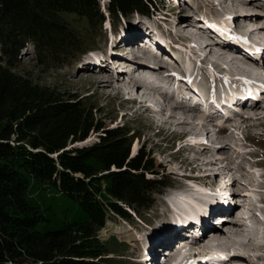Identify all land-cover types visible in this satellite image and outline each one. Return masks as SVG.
I'll list each match as a JSON object with an SVG mask.
<instances>
[{
	"label": "trees",
	"instance_id": "obj_1",
	"mask_svg": "<svg viewBox=\"0 0 264 264\" xmlns=\"http://www.w3.org/2000/svg\"><path fill=\"white\" fill-rule=\"evenodd\" d=\"M146 2L110 0L107 11L113 22L149 15ZM103 22L99 0H0V264H112L99 238L111 214L131 221L124 206L141 216L152 205L144 173L154 163L143 150L131 156V130L105 128L85 100L15 70L30 49L41 68L70 62ZM90 133L98 140L83 144ZM33 182L78 203L87 219L47 230L28 201Z\"/></svg>",
	"mask_w": 264,
	"mask_h": 264
},
{
	"label": "rangeland",
	"instance_id": "obj_2",
	"mask_svg": "<svg viewBox=\"0 0 264 264\" xmlns=\"http://www.w3.org/2000/svg\"><path fill=\"white\" fill-rule=\"evenodd\" d=\"M153 6L156 10H152V17L142 18L133 15L134 17H131L132 21L122 24L123 29L127 32L126 37L128 40L133 41L137 36L143 37L144 33L149 35L148 37H146V35L144 37L149 38L150 40H154V37L157 36L163 43H166L165 40L169 42V46L167 45L165 50H169L168 53H171V55L178 60H176V65H179L180 62L183 63L185 59L188 60V55L190 54L193 56L192 58L189 57L190 61L194 62L193 66L196 64L198 68H204L202 67V64L198 65L196 62L200 58L197 50L192 48L193 45L195 47L198 46V42L191 41L190 45H188L190 39L186 37V32L184 31L185 26L180 24H183L184 22L185 24H187V22H200L205 26L207 31L212 33H210L211 36H214L221 41L222 34L220 33V27L218 24L220 21V14L217 12L213 2L211 0H155ZM109 23H106L102 30L98 29L99 31L96 32L89 29L86 31L87 37L84 39L85 46L93 45V49H102L105 51L104 58L106 59L110 57V49H118L115 37L113 39V36H115V33L112 32L114 27L112 28L111 26L112 31L109 32ZM200 32H204V35L206 36L205 30H201ZM175 34L177 35L175 36ZM107 36L108 41L106 42ZM126 37H123L122 40ZM205 40L209 42L207 36L205 37ZM205 40L204 45L206 46L207 44H205ZM224 41L228 44L235 43L239 45L233 37L223 39L217 46L213 45L209 46V48L207 47V49L205 48V54L207 55L209 53L210 57L213 56L220 61L217 52H223L221 44L224 43ZM173 42L177 43L179 51L177 50L174 52V47L172 45ZM106 43H108V45ZM122 44L123 41L119 43L120 48H122ZM209 45H212V43ZM181 46L185 49L189 47L192 48H190L192 50L190 53L181 51L184 61H182V57L180 56ZM104 47H106L105 50L103 49ZM211 47L214 49H210ZM85 48L86 47L81 48V50ZM96 55L101 56L97 53L91 54L92 57H95ZM84 57H87V55L78 54L76 59H71L70 64L62 63L60 65H51L46 69L41 68L37 64L34 52L30 49L27 52L24 51L22 53L15 70L21 75H30L41 86L53 88L66 96H70V98L85 100L88 106L92 107L94 117L101 120L105 128H115L116 126L124 125L131 130L130 135H133L134 139V142L130 145L131 156L135 155L136 152H140L139 150H143L149 155V159L152 163H154L153 171L145 173V175L147 178L154 180V185H152L151 190L148 191L147 194L152 196L149 199H156L155 207L157 209L152 214L151 212L148 214L152 217L159 212L158 222H148L146 224L143 221L139 222L134 216H132L133 221H127L120 216L111 214L112 217L108 219L106 226L100 231L99 238L101 242L107 245L108 252L111 253L110 257L114 260L112 264H139L142 255L141 247L145 241H149L152 237L157 236L165 235L170 236L172 239H175L178 236V233L175 232L176 225H171L173 223L177 224L178 219L175 217L176 215L171 212V209H176L177 205L178 207H184L186 205L182 202L176 203L178 196L182 197V195H186L187 197H190L195 191H203L205 189V192H214L216 190V192L220 193L222 191L217 197L220 198L223 196V190L218 188L217 185L221 184L224 186V182L229 181L230 179H233V182L228 188L230 191L234 192L233 196L227 199L230 215L226 217L224 221L216 223L215 219L218 217V214L221 213L218 212L210 218V221L214 224V227L222 230V234L224 233L223 236L225 240H228L227 248L233 247V242L229 240L231 238H229V236L227 237V235H229L228 232H235L236 234L239 233L238 239L241 237L238 244L241 245H239L240 251L242 250L244 255L248 254L250 250L256 251L257 247L263 252L264 248L258 246V243L260 242L259 244H264V205L261 204V202H264V192H261L264 191V177L262 175L254 177L253 173L246 172L242 168L240 169V172H235V170H233L228 176H226V178H224L223 175L218 177L211 176V173L206 170H209L210 167H217L218 165L217 162L211 161L212 152L209 153V151L200 148H188L189 146H186V149L184 150H179L186 140L182 142V145L177 143L173 145L178 137L173 135L168 137V135L171 131L175 130L173 125L174 122H168L169 120L161 118L162 124H158L155 115L143 111H139V114H133V108L131 106H125V104L119 100V95L131 87V84L128 83V74L122 72L119 76H116L117 78L114 77L116 79H124V88L126 89L123 88L119 94L115 95V80L110 83L101 79L103 82H99V80H97L99 77H97L96 74H93L96 72H110L108 65H105L106 67L97 66L94 65L95 60L93 63H88L85 61ZM120 57L125 56L121 55ZM220 57L221 59H224L221 55ZM100 59L101 57L98 58V60ZM173 68L176 69L177 66L173 65ZM187 74L197 76L196 72L194 75L190 73ZM98 76L103 77L102 74ZM105 78H108V75L105 74ZM217 81H219V79H217ZM204 83L208 87V80L204 81ZM192 93L195 92L193 91ZM197 94L201 95L203 93L201 90H198ZM257 108L259 111H264V103H260ZM239 118H237L238 122ZM262 121L264 123V119H259L256 122H245L241 127L250 125H257V127L258 125L262 126ZM227 125H231V123H228ZM177 127V129L182 130L180 125L177 124ZM245 130L243 131V134L249 132H245ZM260 132H264V130L257 128L252 133L257 136ZM187 133L189 134V132ZM162 138L168 139L160 144L159 142ZM188 139L190 138L188 137ZM188 139L187 141H189ZM97 140L98 134L90 133L89 137L84 142H86L85 145H90ZM247 142L250 144L249 147L252 152L256 155H251L250 160L245 159L246 162L249 167H262V172L264 173V158L260 156V154H264V139H261V137H259V139L251 137L247 139ZM134 145H136V152L132 153ZM206 153L209 154L205 156ZM203 168L207 169L202 170ZM233 172L235 173L233 174ZM192 178H198L199 180H191ZM220 179H222L221 183ZM191 181L194 182L191 183ZM167 183L171 184L168 188ZM195 187H199L200 190H195ZM249 195L251 196L249 197ZM250 200H253V202ZM28 201L33 206L38 207L41 214L47 220V222L44 223L47 230H60L65 225L83 222L87 219L86 214L78 203L71 200L69 197L60 194L56 189L43 187L41 184L34 182L31 184ZM221 206H223V203L219 202L218 207ZM160 211L162 212L161 216ZM184 218V220H189L186 217ZM233 219H238L240 221V227H232L230 225ZM243 225L248 226V229L244 228ZM195 227L196 228L191 229L193 232L198 228V226ZM200 229H202V227H200ZM192 236L193 233L191 237ZM207 237L210 238L211 236ZM250 237L253 242L257 243V245L246 241ZM203 239L204 236L195 240L196 251L200 249L202 244H205L206 241L209 240L206 238L203 241ZM161 240L162 238L156 242L155 245H158ZM210 254L213 253L209 252V254L207 253L202 256H210ZM232 255L234 254H231V257ZM212 257H214V255H212ZM235 257L236 256H233V258H226V260H232L226 263L223 262V264H237L235 263L237 262V260L234 259ZM214 258H216L214 259L217 262L216 264L221 263L222 259H225H221L216 255ZM236 258H239V256L237 255ZM261 260H264V257H261ZM263 263L264 261L258 264Z\"/></svg>",
	"mask_w": 264,
	"mask_h": 264
},
{
	"label": "bare ground",
	"instance_id": "obj_3",
	"mask_svg": "<svg viewBox=\"0 0 264 264\" xmlns=\"http://www.w3.org/2000/svg\"><path fill=\"white\" fill-rule=\"evenodd\" d=\"M247 2H249V3H251V2H253V3H258L259 5H261V6H264V3L263 2H260V1H257V0H251V1H249V0H247ZM224 3L226 4V3H228V6L230 7V6H232V2L231 3H229V0H227V1H224ZM225 22L226 21H224L223 20V22H222V24L220 25V27L222 28V30L224 31V32H226V33H228L230 36H232V32L231 31H229V29L228 28H226L225 27ZM201 24V25H200ZM180 25H182V26H184V25H186L185 26V28H184V31L186 32V37H188L190 40V42H188V45H190V43H191V41H194V42H198V46H194L193 45V49L194 50H197V52H198V56H199V60H197L196 62L198 63V65H201V61L202 62H206L207 60H209L210 62H214L215 60H217V63L218 64H220L223 68H225V67H227V65H231V69L229 70V71H227V73H229V74H225V76L223 77V82H221V80L219 79V77H217V79H219V81H217V79L214 81V83L217 85V87L214 89V91H213V98L214 99H216V94H215V91H218V85H219V87L221 88L220 90H221V96H220V101H221V105H225L226 103H228L229 102V108H235V106H233V104H234V102H235V97H236V90L237 89H240V85H239V82H238V80H236V84H238L239 85V87H237L236 86V84L232 81V76H240V75H242V73H241V70H243V69H246V70H248L247 69V63L243 60V59H245V60H247V59H249V55L248 54H246V53H244V52H242V48H240V47H237V48H235V47H232L231 45H229V44H227L226 42H224V43H222L221 45H222V50L224 51V55H226V54H228V56H226V57H224V59H220V61H219V59L218 58H214L213 56H211L210 57V55H209V53L206 55L205 54V52H204V49L205 48H209V46H213L214 44H212V45H209L211 42L209 41V42H207L206 40H205V37L207 36V38H208V35H210V33L211 32H209V31H207V29L205 28V26L202 24V23H200V22H187V24H185V22L183 23V24H180ZM201 30H205L206 31V36L204 35L205 33L204 32H200ZM192 32V33H191ZM212 34V33H211ZM240 34V33H239ZM243 33H241V35H242ZM177 34H175V36H176ZM258 35L260 36V42H261V44H264V36H261L260 35V33L258 32ZM248 37V36H247ZM154 39L156 40V43H157V45H159V46H165V44L168 42L167 40H165V42L166 43H163L161 40H159V37H157V36H155L154 37ZM163 39V38H162ZM193 39V40H192ZM234 39V38H233ZM204 40H205V44H207L206 46L204 45ZM232 41V40H231ZM143 43V42H142ZM233 43V42H232ZM235 44V43H234ZM218 45V44H217ZM192 46V45H191ZM177 47V46H176ZM191 47H189V48H184V47H180V52L182 51V52H184V51H186L187 53H190L192 50V48L190 49ZM166 49V48H165ZM178 49V48H177ZM200 51H199V50ZM210 49H214V48H210ZM150 50H151V48L150 47H147L146 48V45H139V44H137V49H136V51H137V55H141V56H143V59H142V63H143V65H144V63H149L148 61V58L145 56L146 54H150L151 52H150ZM190 50V51H189ZM169 50H166V52H168ZM243 51H244V49H243ZM144 53H146V54H144ZM221 56H222V54H220ZM189 57H193V56H191L190 54L188 55V60H186L185 59V61L183 62V63H181V65H183V67L182 68H185L186 70H183V71H185V72H187V73H190V74H195V72H196V64H195V66H193V64H194V62H191L190 61V59H189ZM182 58H184V57H182ZM202 59V60H201ZM164 60H166V58H164ZM167 60H170V59H168L167 58ZM118 61V60H117ZM178 61V60H177ZM199 62H200V64H199ZM217 63H215V64H217ZM124 64H126V63H124ZM97 66H103V67H106L105 65H97ZM112 67V69L113 70H115V66L114 65H112L111 66ZM195 67V68H194ZM205 68V67H204ZM129 69H131V68H125V69H122L121 71H119V74H121L122 72L123 73H126V74H130L131 73V70H129ZM207 71L209 72V76L211 77V80H214V77H215V73H216V70H215V65L214 64H209L208 66H207ZM249 71V70H248ZM255 73V71H249V75H253ZM93 74H96V76L97 77H99L97 80H99V82H103L102 80H104V81H106L105 79H103L102 78V76H98V75H100L101 74V72H96V73H93ZM196 74H197V76H198V73L196 72ZM207 77V80H208V76H206ZM102 79V80H101ZM252 79H256V80H259L260 81V83H263L262 82V77L261 78H259V79H257V78H253L252 77ZM121 80V81H120ZM203 80V79H202ZM204 82V81H203ZM111 83V82H110ZM114 84H115V88H114V90H116V94L115 95H117V94H119L120 92H121V90H123V88H124V79H117V80H115V82H114ZM264 84V83H263ZM149 86H147L146 85V83H144L143 84V86H142V88H148ZM125 89V88H124ZM198 90L199 89H197V91L193 94V96H197V97H200L201 96V99H202V102H204V104H205V107L208 109V110H215V111H213V112H216V111H218V112H221V110H224V106H219V107H217V105L215 104V103H212L210 100H209V98L208 99H206V98H204L203 96L204 95H200V94H197V92H198ZM140 91H144V90H140ZM255 95H257L259 98H261L258 94H256V93H254ZM192 97V96H191ZM136 98V97H135ZM255 98H257V97H255ZM258 109V108H257ZM238 110H240V109H238ZM173 111H175V112H180V110H173ZM241 111V110H240ZM243 112H244V110H242ZM224 112H226V111H224ZM238 112V111H237ZM251 112H254V111H251ZM222 113V112H221ZM239 113V112H238ZM137 114H139V111L137 112ZM226 114V113H225ZM253 114H261V115H264V111H259V109H258V111L257 112H254ZM156 117V122H158V124H162V120H161V117L160 116H155ZM231 118H232V122L231 121H228L227 119L223 122V120L224 119H218L219 120V122H221V125L222 126H224L226 123H231V125L232 126H237L238 125V123H240L241 124V120H240V118H239V116H235V115H232L231 114V116H230ZM237 118H239V122H238V119ZM171 118H168V120L169 121H171L170 120ZM237 120V121H236ZM178 125H180V128L182 129V130H186L185 129V125H183V124H178ZM243 126V125H242ZM179 127V126H178ZM209 128H211L210 129V131L212 132V133H214V129L212 128V127H209ZM202 129V128H201ZM205 129V128H204ZM189 130V134H193V136L191 137H189L190 139H188V140H192V141H198V139L196 138V136L194 135V133L197 131V129H196V131L194 130V129H188ZM206 130V129H205ZM230 139H233L232 137L230 138ZM91 140V139H90ZM234 140V139H233ZM89 143V142H88ZM83 144H86V142H84ZM229 145L228 144H226V147H228ZM229 148H231V150L229 151V152H224V153H222L221 154V156L224 158V160H225V157L226 158H228V157H234V160H237V159H239V158H241V162L242 163H244V166H245V168L247 169V171H252L255 175L257 174V175H259L260 173H261V170L260 169H254L253 167H249V165H248V163L246 162V160L245 159H247V156H246V153H247V150H245V147H243V146H241V145H239V143H237L235 140H234V145L232 146V147H230L229 146ZM204 151V150H203ZM206 151H208V150H206ZM136 152V145H134L133 146V148H132V153H135ZM202 152V151H201ZM217 153V152H216ZM228 153H230L229 155H227ZM224 155H227V156H225L224 157ZM133 156V155H132ZM216 164V163H215ZM246 171V172H247ZM195 190H200L199 189V187H195L194 188ZM253 191V190H252ZM203 192L204 193H206L205 192V189L203 190V191H195L194 193V198L192 197V196H190V197H187L186 195H182V197H180V196H178L180 199V201L183 203V204H186V205H189V203H190V201L192 202V203H198L199 202V200L201 199V197H202V194H203ZM222 192V191H221ZM220 192V193H221ZM247 192V191H246ZM251 194V193H250ZM247 195H248V193H247ZM251 195H249V197H250ZM248 200V199H247ZM246 200V201H247ZM251 201V200H250ZM173 202V201H172ZM247 203H248V201H247ZM251 204V203H250ZM200 206H202V207H205V209L207 210V207H208V205H206L205 203H202ZM224 206V205H223ZM223 206H221V207H218V211L217 212H221L222 211V209H223ZM125 208V210L127 211V213L131 216V219H132V216H134L136 219H139L140 218V216L133 210V209H131L130 208V210H128L129 209V207H124ZM201 209V208H200ZM198 210V209H197ZM204 212H206V211H204ZM181 213H184V211L183 210H181V211H179V212H176V214L177 215H179V214H181ZM210 213H208V215H209ZM202 216H204V213H201L199 216H196L197 218H199V221L201 220V219H203L202 218ZM183 217H186L187 219H189L188 217V215H185V216H183ZM131 221H133V219L131 220ZM185 221V224H187L188 222H191V220L189 219V220H184ZM249 224H250V222H249ZM230 225L232 226V227H237V226H239L240 227V221L237 219V220H232L231 221V223H230ZM246 225H248V224H246ZM198 226V228L197 229H200V227L201 226H199V225H197ZM242 226V225H241ZM232 227H230V228H232ZM243 227L244 228H247L248 229V226H244L243 225ZM252 227V226H251ZM229 228V229H230ZM163 229V228H162ZM183 229H186V227H184ZM211 229H212V232H211V234H210V238H207V239H209V240H207L206 241V243L204 244L205 245V247H206V249H204V250H211V251H209V252H212L213 254H210V256L211 255H214V257H215V255L216 256H218V257H220L221 259L222 258H225V259H222V262L221 263H218V264H223V262H230L231 260L229 259V260H226V257H224L223 255H225L226 253H228V252H237L238 250V247L240 248V244H238L239 243V239L241 238H239L238 239V237H239V233L238 234H236L235 232L233 233V232H228L229 233V235H227V237L229 236V238H231V239H229L230 241H232L233 242V247H230V248H232V250H230V248H227V246H228V240H225V238H224V233L222 234V230H220V229H218V228H216V227H211ZM233 229V228H232ZM252 229H254V228H252ZM196 230V229H195ZM231 230V229H230ZM257 230V229H256ZM163 231V230H162ZM258 231V230H257ZM256 231V232H257ZM237 232V231H236ZM243 232V231H242ZM252 232V231H251ZM189 233V231L188 232H186V234H188ZM227 233V234H228ZM260 233V232H259ZM242 234V233H241ZM258 234V233H257ZM256 234V235H257ZM191 235H192V233H190V234H188V236H182V237H180L179 236V241L180 242H178V243H176L174 246H173V248H172V250H170V253H172V252H174V250H177L176 252H177V255L178 256H182V255H186V253H187V248H189L190 247V237H191ZM260 235H262V234H260ZM257 237H259V236H257ZM251 238V237H250ZM229 241V242H230ZM257 241H258V238H257ZM260 241V240H259ZM240 243H242V242H240ZM260 243V242H259ZM258 243V244H259ZM261 243H262V241H261ZM246 244V243H245ZM257 245V243H255L254 242V245ZM240 245V246H239ZM244 245V244H243ZM237 246V247H236ZM245 246V245H244ZM243 246V247H244ZM253 246V245H252ZM145 247V248H144ZM247 247V246H246ZM249 247V246H248ZM264 247V246H263ZM256 248V247H255ZM191 248H189V250H190ZM261 249V248H260ZM242 251V250H241ZM248 251V250H247ZM255 251V250H254ZM153 252V250H152V248L151 247H148V246H143V247H141V253H143V254H151ZM247 253V252H246ZM207 254V253H206ZM238 256H239V258H234V259H236L237 260V262H235V263H237V264H244V263H249L250 264V262L248 261V258L247 257H244V256H242V255H239V254H237ZM260 255V254H259ZM226 256V255H225ZM228 256H229V254H228ZM260 256H262V255H260ZM212 257V256H211ZM214 257H212V261H213V263H217L214 259H216V258H214ZM229 258V257H228ZM145 259H147V260H149V261H151L152 260V256L151 255H149V256H147ZM219 259V258H218ZM207 260L209 261V262H211V260L209 259V258H207ZM160 264H175L174 263V261H173V259H170V260H164V263H160Z\"/></svg>",
	"mask_w": 264,
	"mask_h": 264
},
{
	"label": "water",
	"instance_id": "obj_4",
	"mask_svg": "<svg viewBox=\"0 0 264 264\" xmlns=\"http://www.w3.org/2000/svg\"><path fill=\"white\" fill-rule=\"evenodd\" d=\"M178 243V242H177Z\"/></svg>",
	"mask_w": 264,
	"mask_h": 264
}]
</instances>
